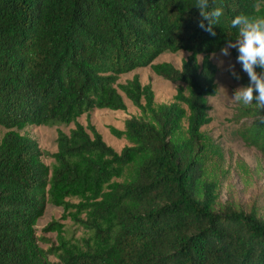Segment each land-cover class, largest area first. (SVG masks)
Returning a JSON list of instances; mask_svg holds the SVG:
<instances>
[{"label":"trees","instance_id":"1","mask_svg":"<svg viewBox=\"0 0 264 264\" xmlns=\"http://www.w3.org/2000/svg\"><path fill=\"white\" fill-rule=\"evenodd\" d=\"M262 17L260 0H0V125L11 129L0 139V264H47L35 226L48 201L67 207L70 197L81 200L79 221L92 234L86 246L62 242V264H264V218L215 209L203 131L219 91L212 54ZM181 50L190 54L180 68L153 64ZM234 55L260 67L255 56ZM149 65L185 84L171 103L156 105L137 76L118 83ZM120 91L144 116L111 128L132 144L119 153L94 125L77 123L59 132L50 172L38 142L12 130L124 110ZM242 111L253 116L242 136L264 153V112ZM131 165L129 181L114 180Z\"/></svg>","mask_w":264,"mask_h":264},{"label":"rangeland","instance_id":"2","mask_svg":"<svg viewBox=\"0 0 264 264\" xmlns=\"http://www.w3.org/2000/svg\"><path fill=\"white\" fill-rule=\"evenodd\" d=\"M260 8H264V0H260ZM264 24V17L254 23H247L249 36H243L223 50L212 54V60L218 67V94L209 98L212 121L203 128L209 141L208 161L205 175L218 184V200L216 211L225 208L242 209L247 212L255 210L264 218V153L253 143L247 141L240 130L249 125L252 114L243 113V108L259 109L264 112V45L258 40V32ZM242 52L258 58L260 67L241 63L234 53ZM189 52L181 50L175 53L166 51L158 56L153 64L170 62L180 68ZM138 77L142 85L150 84L155 94V104L171 103L183 82H172L157 75L151 65L137 68L120 75L118 83ZM124 97L126 109H92L71 123L57 122L47 125H26L12 128L21 135L36 140L42 150V161L52 171L58 151V134H67L77 123L87 127L92 124L101 133L104 141L118 153L131 142L122 136L118 138L111 133V128L125 129L126 120L131 117H143L141 109ZM186 121L184 122V130ZM11 129L0 125V139ZM134 174V166H128L121 178L115 181H129ZM69 206L61 207L47 202L44 214L35 226L38 243L46 251L47 264H62V242L86 246L91 232L84 228L79 219L85 213H78L76 206L81 201L77 197L67 198ZM53 224V228L50 226Z\"/></svg>","mask_w":264,"mask_h":264}]
</instances>
